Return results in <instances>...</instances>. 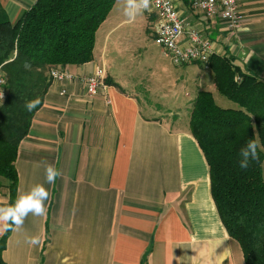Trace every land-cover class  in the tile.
Instances as JSON below:
<instances>
[{
	"label": "crops",
	"instance_id": "0c3cea01",
	"mask_svg": "<svg viewBox=\"0 0 264 264\" xmlns=\"http://www.w3.org/2000/svg\"><path fill=\"white\" fill-rule=\"evenodd\" d=\"M237 1L243 14L237 25L194 12L187 0H177V7L189 28L211 40L214 56L264 81V0ZM33 4L0 0V9L14 23ZM155 20L153 11L130 20L124 0H115L96 30L91 59L64 67L72 79H50L14 161L15 199L44 184L50 193L46 214L29 215L18 230L13 226L1 251L3 264H246L221 221L208 163L187 123V106L198 89L210 90L223 106L231 102L205 63L176 65L164 54L154 42ZM137 27L156 51L137 45ZM125 54L145 65L142 74L118 72ZM98 66H104L107 84L89 97L83 80ZM153 69L160 79L149 75ZM170 72L177 85L192 77L184 113L169 109L156 93ZM47 164L62 173L53 185L45 183ZM263 170L264 159V176ZM9 201L8 181L0 176V206ZM32 236L39 245L28 243Z\"/></svg>",
	"mask_w": 264,
	"mask_h": 264
},
{
	"label": "trees",
	"instance_id": "16d2710c",
	"mask_svg": "<svg viewBox=\"0 0 264 264\" xmlns=\"http://www.w3.org/2000/svg\"><path fill=\"white\" fill-rule=\"evenodd\" d=\"M114 1L37 0L14 23L0 9V66L7 90L0 104V176L8 181L10 204L18 144L53 80L50 69L91 59L96 30ZM205 66L233 105L218 104L210 90L198 89L187 106L188 129L208 163L211 194L228 235L239 242L246 264H264V81L226 57L212 54ZM36 97L40 104L28 111L25 103ZM250 139L259 141V159L241 169L240 150ZM9 231L0 237V264Z\"/></svg>",
	"mask_w": 264,
	"mask_h": 264
},
{
	"label": "built area",
	"instance_id": "2783aa9c",
	"mask_svg": "<svg viewBox=\"0 0 264 264\" xmlns=\"http://www.w3.org/2000/svg\"><path fill=\"white\" fill-rule=\"evenodd\" d=\"M187 2L192 11L202 13L209 19L222 18L230 22V25H237L243 20L237 0H187ZM152 11L156 14L154 42L174 64L181 65L191 61L207 62L213 54L212 42L184 23L179 14L177 0H151L150 10L145 12ZM50 75L55 80L74 77L64 67L50 69ZM105 79L104 66L96 67L83 80L87 95L93 97L102 94L107 84ZM6 93V77L0 66V104Z\"/></svg>",
	"mask_w": 264,
	"mask_h": 264
},
{
	"label": "clouds",
	"instance_id": "9594fccd",
	"mask_svg": "<svg viewBox=\"0 0 264 264\" xmlns=\"http://www.w3.org/2000/svg\"><path fill=\"white\" fill-rule=\"evenodd\" d=\"M35 3V0H33ZM151 0H124V14L131 20L145 10H150ZM25 68L29 65L25 63ZM40 104V98L36 97L25 103L28 111L36 108ZM260 147L258 139H250L245 147L240 150L239 167L246 169L249 167L250 160L259 159L258 148ZM62 175L61 171L52 164L45 166V183L53 185L58 177ZM50 193L44 184L37 183L31 186L27 191L20 193L11 204L0 206V229L3 231L12 230L13 226L18 230L23 226L24 220L29 216H43L46 214L45 202L49 199ZM28 243L33 246L40 244L38 236L28 238Z\"/></svg>",
	"mask_w": 264,
	"mask_h": 264
},
{
	"label": "rangeland",
	"instance_id": "374dc122",
	"mask_svg": "<svg viewBox=\"0 0 264 264\" xmlns=\"http://www.w3.org/2000/svg\"><path fill=\"white\" fill-rule=\"evenodd\" d=\"M121 30L122 29H118L116 31V33H114V35L112 37V41H115V36L119 32H121ZM136 32L137 33L134 35L135 38H133V39H135V41L137 42V45L146 44V46H148V45L150 46L148 48V50L152 49V51H156L157 45H155L153 43L152 38L148 34H146L144 40H142L145 31H142L140 34H138L139 29L137 27ZM146 37H148V40H146ZM126 41L127 40H125V42ZM113 46L114 45L112 44V47ZM108 55L110 56L111 59H113V53L109 52L107 54V56ZM157 61H159V59H156V60L153 59V64ZM119 63H121V64L119 65ZM118 65L119 66H117V67H118L119 73H122V72H124V73L139 72L142 74V72L144 71L143 69L145 67V65L141 64V62L138 63L137 58L131 59L129 54H125L121 58V60L118 62ZM171 72L168 76L165 77L163 82H160L158 80L159 86H158V90L156 91V93L158 92L159 97L168 105L169 109L174 111L177 108L178 110L183 111V113H184V110H185L186 105L188 103L187 95H189V93H190L189 91H190L192 84H193L192 77H187L184 80V82H182L180 85H177V81L174 79ZM148 73H149V75L150 74L152 75L154 80L160 79L159 76L157 77L155 69H153V71L151 70ZM142 84L145 85L146 81L143 80ZM164 97H165V99H164ZM232 105H233L232 102L231 103L227 102L224 106H232ZM164 109L169 110L166 106H164ZM263 173H264V170H263Z\"/></svg>",
	"mask_w": 264,
	"mask_h": 264
}]
</instances>
